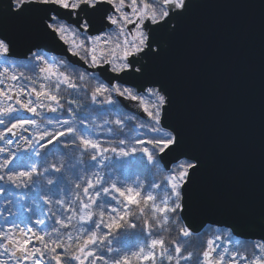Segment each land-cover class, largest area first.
<instances>
[{
	"label": "snow or ice",
	"instance_id": "obj_1",
	"mask_svg": "<svg viewBox=\"0 0 264 264\" xmlns=\"http://www.w3.org/2000/svg\"><path fill=\"white\" fill-rule=\"evenodd\" d=\"M193 4L0 0V16L34 22L41 36L59 41L93 70L73 75L79 68L74 61H49L31 49L26 61L16 64L13 41L0 36V65L6 66L0 71V125H5L0 142L16 143L15 149L0 147V194L5 186L31 189L48 206L47 219L32 221L35 227L15 224L0 230V264H131L116 242L122 232L137 228L141 243L131 256L140 264H264V239L246 241L241 251L240 240L218 232L198 253L188 250L206 227L187 216L203 162L199 156L183 155L181 131L166 123L171 96L153 77L151 64L161 56L165 38L181 33ZM18 68L31 75L17 73ZM89 78L98 82L83 88ZM82 93L88 103L81 100ZM116 97L137 112L124 111ZM131 123L135 135L128 131ZM21 142L23 152L32 155H17ZM50 155L58 163L49 164ZM32 156L44 162L42 168ZM114 159L136 169H157L163 180L147 190L139 182L116 181L105 175ZM178 222L175 238L166 237L170 225Z\"/></svg>",
	"mask_w": 264,
	"mask_h": 264
},
{
	"label": "water",
	"instance_id": "obj_2",
	"mask_svg": "<svg viewBox=\"0 0 264 264\" xmlns=\"http://www.w3.org/2000/svg\"><path fill=\"white\" fill-rule=\"evenodd\" d=\"M0 36L13 41V60L26 61L29 49L39 50L93 71L59 41L41 36L32 21L0 16ZM164 43L151 72L171 96L166 123L181 131L183 155L203 162L189 221L206 225L202 232L217 228L244 242L264 239L261 0H194L181 33ZM116 99L126 106L124 111L137 112L130 102Z\"/></svg>",
	"mask_w": 264,
	"mask_h": 264
},
{
	"label": "trees",
	"instance_id": "obj_3",
	"mask_svg": "<svg viewBox=\"0 0 264 264\" xmlns=\"http://www.w3.org/2000/svg\"><path fill=\"white\" fill-rule=\"evenodd\" d=\"M49 61L56 60L60 61L61 59H56L52 56L45 55ZM16 64H22L24 62H16ZM25 71L27 75H31L30 72H27L26 69H17V73L19 71ZM79 71H82L78 68V71L74 73L73 75L78 76ZM38 72V69H37ZM98 81L93 78H89L88 81H86L82 87L86 89H91ZM27 83V81H26ZM81 100L84 103H88V100L86 96L82 93L81 94ZM109 118V117H104ZM111 118H115V116H112ZM98 122H100V118H98ZM5 125H0V130H3ZM128 131L131 135H134L136 133L135 130V124L131 123L129 125ZM101 140H104V135L100 136ZM54 151V150H53ZM30 156L26 155L25 157ZM32 159L35 160L36 166L42 168L44 162L40 161L38 157L32 156ZM47 162L49 164L51 163H58V160L54 156H49L47 158ZM16 161H14L12 167L16 166ZM80 174V173H78ZM111 174L112 178L116 181H124L126 184H135L137 182L142 183L144 185L145 190L148 189V186L152 182L161 183L163 180V175L160 171L157 169H151L150 171L144 170V169H136L133 168L124 162L114 159L111 163V166L105 170V175ZM39 187V185H37ZM47 189V186L45 185V190ZM57 190L53 189V193L50 194V198H55V192ZM58 207V206H54ZM19 216V217H17ZM48 216V206L43 203L42 199H39L36 197V194L31 189H20L17 190L15 188H12L11 186H5V193L0 194V230H3L5 227L8 226H14L15 224H22L23 228L27 227H35V225L32 223V221H35L38 218L47 219ZM23 217V218H21ZM51 223V222H49ZM142 224V221L139 222ZM179 227V222L175 225H170V233H165L164 235L171 236L172 238H175L177 231ZM218 232H222L230 236L233 242L236 241L228 231L221 230V229H215V228H207L203 231L201 236L199 237V240L197 238H192L191 244L188 248L189 251H200V245L205 242L208 238L214 236ZM141 236V230L140 228H137L135 231H129L128 233L122 232L120 234L119 240L116 242V244L122 248H124L125 251L130 255L131 264H140L139 261L135 257L131 256V253L133 251H138L139 245L141 243L140 240ZM241 251H244V248L247 247L245 242H242ZM249 256L252 254V250L250 247H248V253ZM147 264V262H145Z\"/></svg>",
	"mask_w": 264,
	"mask_h": 264
},
{
	"label": "rangeland",
	"instance_id": "obj_4",
	"mask_svg": "<svg viewBox=\"0 0 264 264\" xmlns=\"http://www.w3.org/2000/svg\"><path fill=\"white\" fill-rule=\"evenodd\" d=\"M5 65H0V71H4V69H5ZM7 67H9V71L11 70V68H10V66H7ZM22 83H25L26 84V81H21ZM6 83H8L7 81H6ZM4 87V85H0V88H3ZM49 115H51V114H49ZM136 134V133H135ZM134 134V135H135ZM24 135L25 136H27L28 135V133H24ZM11 138V137H10ZM0 147H7V148H9V149H15L16 148V143L14 142L12 145H5L3 142H0ZM29 153H25V152H23V142H21V150L19 151V152H17V155L18 156H26V155H28ZM3 155L4 154H0V162H2V160H3ZM17 217H19V216H17ZM21 218H23V217H21ZM21 228H23V226H22V224L20 223V225H19ZM229 246H231V245H229Z\"/></svg>",
	"mask_w": 264,
	"mask_h": 264
}]
</instances>
